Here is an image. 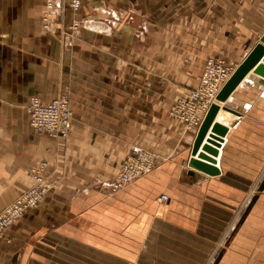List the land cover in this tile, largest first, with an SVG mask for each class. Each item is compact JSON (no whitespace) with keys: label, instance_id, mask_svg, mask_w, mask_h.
<instances>
[{"label":"crops","instance_id":"obj_1","mask_svg":"<svg viewBox=\"0 0 264 264\" xmlns=\"http://www.w3.org/2000/svg\"><path fill=\"white\" fill-rule=\"evenodd\" d=\"M81 2L72 13L60 0L48 32L44 0H0V210L42 161L52 185L0 238V264H264V186L220 245L264 179L263 57L225 102L213 101V124L226 129L216 175L188 166L198 128L169 115L207 58L233 72L260 42L264 0ZM72 20L79 26L67 31ZM59 94L72 110L68 137L36 134L29 97ZM132 146L163 161L116 189Z\"/></svg>","mask_w":264,"mask_h":264},{"label":"built area","instance_id":"obj_2","mask_svg":"<svg viewBox=\"0 0 264 264\" xmlns=\"http://www.w3.org/2000/svg\"><path fill=\"white\" fill-rule=\"evenodd\" d=\"M60 0H45V17L54 13L59 7ZM77 10L81 6L80 0H61ZM49 25H46L48 28ZM232 69L224 66L221 61L209 60L206 62L201 75L199 87L192 90L188 96L179 98L171 107V114L187 123V127L197 128L210 104L222 85L227 81ZM29 123L39 132L47 133L51 137L65 138L70 130L71 111L65 97H57L49 102H42L37 97H30L27 106ZM159 156L150 150L139 146H133L120 163L112 185L114 188H121L133 181L153 166H156ZM47 164L40 163L30 171L33 184L21 193L11 204L0 212V236L5 229L20 218L27 210L35 207L47 192L45 184V169ZM167 197L162 195L160 202H165Z\"/></svg>","mask_w":264,"mask_h":264},{"label":"water","instance_id":"obj_3","mask_svg":"<svg viewBox=\"0 0 264 264\" xmlns=\"http://www.w3.org/2000/svg\"><path fill=\"white\" fill-rule=\"evenodd\" d=\"M263 57L264 62V34L260 38V42L250 51L245 59L237 66V68L231 73L227 81L222 85L221 89L217 93L215 100L217 102H225L229 94L235 89L238 83L243 79L245 74L256 65V63ZM255 72L264 77V65L259 64L255 68ZM220 107L217 103H211L202 122L200 123L196 135L194 137L191 156L188 160V166L199 172L216 175L218 169L214 166L215 160L213 157L216 155V148L219 146L221 137L224 135L226 129L217 124H213V120L219 111ZM223 110L237 114L227 106L222 107ZM211 127V133L205 140V144L202 146V152L198 153L199 147L205 139V136ZM197 155V158L194 156ZM264 186V179L260 184L259 190Z\"/></svg>","mask_w":264,"mask_h":264},{"label":"rangeland","instance_id":"obj_4","mask_svg":"<svg viewBox=\"0 0 264 264\" xmlns=\"http://www.w3.org/2000/svg\"><path fill=\"white\" fill-rule=\"evenodd\" d=\"M81 1V0H80ZM64 4L67 6V7H69L67 4H66V2H64ZM81 6H82V2H81ZM81 6H80V8H81ZM80 8H78L77 10H74L73 8H71V7H69V9L71 10V12L72 13H76V12H78L79 10H80ZM45 12H46V6H45V0H44V13H43V15H42V27H43V29L44 30H46V31H48V32H51L52 31V29L54 28V20H53V18H52V15H50L49 16V18L48 17H45ZM46 25H49V27L48 28H46ZM79 26V23L77 22V21H75V20H72V22L67 26V31L70 29V30H74L75 28H77ZM70 33V32H69ZM209 60H216V61H221L222 62V64L224 65V66H226V67H228V68H230L229 66H227L226 64H225V62L223 61V60H221V59H218V58H212V57H210V58H207L206 59V61H205V64H204V67H203V70H202V73H203V71H204V68H205V65H206V62L207 61H209ZM230 69H232V68H230ZM202 73H201V75H202ZM201 75H200V78H201ZM200 78H199V82H200ZM199 82H198V85L195 87V88H193V89H190L189 90V92H188V94L192 91V90H195V89H197L198 87H199ZM188 94L186 95V96H188ZM186 96H183V97H186ZM30 97H36V96H30ZM29 97V98H30ZM57 97H65L66 99H67V101H68V104H69V107H70V111H71V117H70V128H71V120H72V110H71V106H70V101H69V98H68V95L67 94H59V95H57L55 98H57ZM38 98V97H37ZM55 98H53V99H55ZM179 98H182V97H179ZM179 98H177V99H179ZM38 99H40V98H38ZM53 99H51V100H53ZM177 99H175L174 100V102L172 103V105L175 103V101L177 100ZM41 100V99H40ZM50 100V101H51ZM28 101H29V99H28ZM42 101V100H41ZM42 102H44V101H42ZM49 102V101H48ZM213 103V102H212ZM172 105L170 106V108H169V115H170V117L171 118H173V119H175V120H178V121H181V122H183L184 123V125H185V128H186V130H188V131H190V130H194V129H196L194 126L193 127H187V123L186 122H184V121H182L181 119H179V118H176V117H174L172 114H171V107H172ZM27 106H28V104H27ZM28 112V111H27ZM28 121H29V116H28ZM29 125H30V123H29ZM30 127L33 129V131L36 133V134H41V135H46V136H48V137H50V138H61V137H51V136H49L47 133H44V132H39V131H37V130H35L31 125H30ZM199 127V126H198ZM197 127V128H198ZM69 133H70V130H69ZM69 135V134H68ZM68 135H67V137H68ZM67 137H65V138H61V139H66ZM133 147V146H132ZM131 147V148H132ZM139 147H141V148H143V149H146V150H150V151H153V150H151V149H149V148H145V147H142V146H139ZM131 150V149H130ZM130 150H129V152H130ZM153 152H155V151H153ZM158 156H159V161H158V164L156 165V166H153L151 169H149L147 172H149V171H151V170H153V169H155V168H157V167H159L160 166V164L162 163V161H163V158L157 153V152H155ZM129 154V153H128ZM127 154V155H128ZM126 155V156H127ZM126 158V157H125ZM124 158V159H125ZM42 162H45L46 164H47V167H46V169H45V184H46V186H47V192H46V194L42 197V199L38 202V204L50 193V191H51V189H52V185L50 184V182L47 180V170H48V163L46 162V161H42ZM42 162H40V163H42ZM39 163V164H40ZM38 164V165H39ZM37 165V166H38ZM120 165V164H119ZM36 166V167H37ZM36 167H34V168H36ZM119 167V166H118ZM34 168H32V169H34ZM31 169V170H32ZM30 170V171H31ZM30 171H29V177H30V179H31V181H32V183H31V185L33 184V179L31 178V176H30ZM117 172V171H116ZM147 172H145V173H147ZM145 173H143L142 175H144ZM142 175H140V176H142ZM139 176V177H140ZM114 177H115V175H114ZM114 177L112 178V182H113V179H114ZM139 177H137V178H139ZM263 178H260V180H258L257 182H256V184L254 185V187H253V189H252V191H251V193L248 195V199H247V203L240 209V210H238V212H237V214H236V218L234 219V221L231 223V225H230V227L228 228V230H227V232L225 233V235L223 236V238H222V241L220 242V245L221 244H223V240H224V238H227V236L234 230V228H235V225L236 226H238L239 225V223H240V221L242 220V218H243V216H244V214H245V212H246V209L249 207L248 205L250 204V202L252 201V202H254V200L256 199V197L258 196V194H259V192L261 191V190H259V187H260V184H261V182L263 181L262 180ZM135 180V179H134ZM262 180V181H261ZM132 182V181H131ZM130 183V182H129ZM128 184V183H127ZM126 184V185H127ZM30 185V186H31ZM29 186V187H30ZM28 187V188H29ZM124 187V186H123ZM27 188V189H28ZM122 188V187H121ZM26 189V190H27ZM117 189V188H116ZM24 192V191H23ZM22 192V193H23ZM21 194V193H20ZM19 194V195H20ZM18 195V196H19ZM17 196V197H18ZM162 195H160L159 197H158V201H159V198L161 197ZM165 196V195H164ZM16 197V198H17ZM167 197V196H166ZM15 198V199H16ZM14 199V200H15ZM14 200H12L9 204H11ZM9 204H7L5 207H7ZM37 204V205H38ZM36 205V206H37ZM36 206L35 207H33V208H31V209H29V210H27L20 218H18V219H16L13 223H11L6 229H5V231L3 232V234L0 236V238L1 237H3L4 235H5V233L7 232V230L15 223V222H17L19 219H21L26 213H28L29 211H31V210H33L34 208H36ZM4 207V208H5ZM3 208V209H4ZM2 209V210H3ZM2 210H0V212L2 211Z\"/></svg>","mask_w":264,"mask_h":264},{"label":"bare ground","instance_id":"obj_5","mask_svg":"<svg viewBox=\"0 0 264 264\" xmlns=\"http://www.w3.org/2000/svg\"><path fill=\"white\" fill-rule=\"evenodd\" d=\"M162 203V202H161Z\"/></svg>","mask_w":264,"mask_h":264}]
</instances>
